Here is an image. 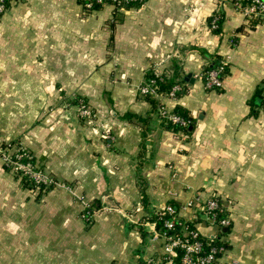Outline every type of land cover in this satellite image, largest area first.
<instances>
[{
	"label": "crops",
	"instance_id": "1",
	"mask_svg": "<svg viewBox=\"0 0 264 264\" xmlns=\"http://www.w3.org/2000/svg\"><path fill=\"white\" fill-rule=\"evenodd\" d=\"M247 1L86 10L80 0H9L0 142L22 143L66 186L35 189L0 162V264H165L149 213L197 193L218 196L231 217L216 264H264V21L246 19ZM218 59L227 71L210 89L203 71ZM158 73L184 85L178 98L140 94ZM76 97L94 119L79 116ZM160 105L186 108L190 133L167 128ZM85 203L97 209L91 223ZM196 227L218 234L203 217Z\"/></svg>",
	"mask_w": 264,
	"mask_h": 264
},
{
	"label": "built area",
	"instance_id": "2",
	"mask_svg": "<svg viewBox=\"0 0 264 264\" xmlns=\"http://www.w3.org/2000/svg\"><path fill=\"white\" fill-rule=\"evenodd\" d=\"M144 0H83L81 3L86 10L95 9L96 4H111L116 9H126L127 7L140 3ZM9 0H0V14H3L8 8ZM238 7L246 17L251 21L260 23L264 21V0H248L245 3H238ZM220 15L216 14L212 18V27H218ZM228 63L223 59L220 65L208 71L204 76L205 86L210 89L220 88L223 84L222 75L227 68ZM156 76H161L158 73ZM185 89L184 85L176 82L169 89L162 91L156 77H152L139 87L140 94L159 98L165 93L171 99H176L179 93ZM83 115L91 118L92 110L87 105H82ZM162 118L168 123H179L187 126L184 118L174 114L166 109L165 105H160ZM0 162L4 168L27 180L35 189L48 190L57 186H66L55 177H53L44 167H42L34 154L17 140L0 142ZM97 211L92 203H85L82 218L91 223L94 213ZM190 212V215L184 216L182 212ZM167 214L169 218L164 221V230H159L156 223L154 236L165 239V264H216L225 247L221 241V233L231 225V217L226 205L216 195L203 196L202 193L195 194L191 199L181 206L174 207L167 204L162 210L155 214ZM200 217L209 219L218 230V234L212 237H204L196 227ZM187 222L192 223L189 225ZM179 225L180 233H168ZM219 242V243H217ZM148 262H154L150 260Z\"/></svg>",
	"mask_w": 264,
	"mask_h": 264
},
{
	"label": "trees",
	"instance_id": "3",
	"mask_svg": "<svg viewBox=\"0 0 264 264\" xmlns=\"http://www.w3.org/2000/svg\"><path fill=\"white\" fill-rule=\"evenodd\" d=\"M80 1L82 2L83 0H80ZM102 6L103 5L96 4L94 8L95 9H99ZM219 22H220V19L218 20V27H219ZM220 61L221 60H219V59L218 60H215L212 66L206 67L204 69V71H203L204 76H206V74L208 73V71H210L211 69L218 67L220 65ZM226 69L224 70V74L222 75V78H224V75H225V73L227 71ZM154 77H156V79H158L159 84H160V89L162 91L166 90L167 88H170L172 86V84H173V80L172 79H168L167 76H166V74H163L161 76H154ZM218 89H220V88H218ZM152 102L153 103H156L155 100H153V99H152ZM173 113L176 114V115L181 116L182 118H184L186 120V122L188 123V125L187 126H184V125H181L179 123L168 122L167 125H166V127L169 128V129H171V130H173V131H185L186 133H190L189 126H190V124L194 120L192 118L190 112L186 108H184L182 106H176ZM127 116L130 117V118H132V115H130V114H128ZM144 200H145V196H144ZM170 203L174 207L177 206V204H175L174 202H170ZM168 218H169V215H167V214H159V213L158 214L149 213V216H148V219L149 220H152V221H154L156 223V226H157V228L159 230H164V227H163L164 221L166 219H168ZM187 223L189 225L192 224L190 222H187ZM179 229H180L179 228V225L176 224V227L174 229H172V230H169L168 233H180ZM217 243H219V242H217ZM137 264H154V263L147 262V261H140Z\"/></svg>",
	"mask_w": 264,
	"mask_h": 264
},
{
	"label": "rangeland",
	"instance_id": "4",
	"mask_svg": "<svg viewBox=\"0 0 264 264\" xmlns=\"http://www.w3.org/2000/svg\"><path fill=\"white\" fill-rule=\"evenodd\" d=\"M82 105H87L92 110V108L86 103V101H85L84 98H82V97H76V107H77L78 114H79V116L82 119L86 120V116H84L83 113H82V111H83V108H82L83 106ZM94 117H95V112L92 110V116L89 119H94ZM85 223H86V221H85Z\"/></svg>",
	"mask_w": 264,
	"mask_h": 264
},
{
	"label": "water",
	"instance_id": "5",
	"mask_svg": "<svg viewBox=\"0 0 264 264\" xmlns=\"http://www.w3.org/2000/svg\"><path fill=\"white\" fill-rule=\"evenodd\" d=\"M192 129H193V125H190V126H189V130H192ZM224 231L226 232L227 229L225 228Z\"/></svg>",
	"mask_w": 264,
	"mask_h": 264
}]
</instances>
